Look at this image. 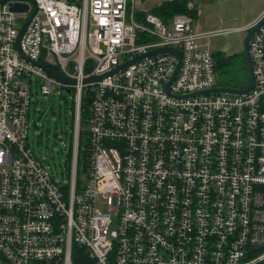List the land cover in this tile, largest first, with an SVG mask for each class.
I'll return each mask as SVG.
<instances>
[{
  "label": "built area",
  "instance_id": "obj_1",
  "mask_svg": "<svg viewBox=\"0 0 264 264\" xmlns=\"http://www.w3.org/2000/svg\"><path fill=\"white\" fill-rule=\"evenodd\" d=\"M2 1L4 264H74L75 249L91 264L264 261V25L249 42L251 92L201 95L220 86L215 53L205 41L221 34L194 31L188 14L164 23L154 13L138 15L136 0H34L19 52L17 35L34 5ZM10 2L30 9L12 12ZM162 48L181 54L169 92L177 57L147 56ZM20 53L75 85L62 84ZM92 78L101 79L83 84ZM33 80L42 95L70 90L74 141L67 182L55 179L28 143ZM83 108L87 157L78 175Z\"/></svg>",
  "mask_w": 264,
  "mask_h": 264
},
{
  "label": "rangeland",
  "instance_id": "obj_2",
  "mask_svg": "<svg viewBox=\"0 0 264 264\" xmlns=\"http://www.w3.org/2000/svg\"><path fill=\"white\" fill-rule=\"evenodd\" d=\"M161 1L136 0L134 8L138 11V15L144 12L153 13L152 8ZM191 3L197 5L198 10L193 18L194 31L221 34L205 41L212 52L217 53L216 59L224 63L228 57H234L231 65L217 71L218 84L245 85L249 83V74L243 69L241 61L243 41L248 32L245 29L252 27L249 24L254 21L264 6V0H191ZM191 3H189L190 8ZM16 25L21 26L22 23L17 22ZM72 112L71 95L65 91L62 94L56 92L51 95H42L38 83L33 80L28 143L48 172L58 181L64 182L68 181L64 173L72 132ZM104 211L107 212L106 209ZM111 217L115 223V217L113 215ZM260 255L261 253L255 254V257ZM0 262L4 264L3 261Z\"/></svg>",
  "mask_w": 264,
  "mask_h": 264
},
{
  "label": "water",
  "instance_id": "obj_3",
  "mask_svg": "<svg viewBox=\"0 0 264 264\" xmlns=\"http://www.w3.org/2000/svg\"><path fill=\"white\" fill-rule=\"evenodd\" d=\"M6 1V0H4ZM2 1V2H4ZM33 5H34V9L31 13V15L29 16V18L25 21V23L23 24V26L21 27L20 31L18 32L17 35V39H16V48L18 49V51L20 52V48H19V44H20V40L28 26V24L30 23L31 19L33 18L34 14L36 13V3L34 0H29ZM9 9L12 12L15 13H25L28 12L30 9V5L29 3H22V2H10L9 3ZM264 25V13L261 15V18H259V20H257V22L252 26V28L248 31V33L246 34L244 41H243V57L247 66V70H248V74H249V84L246 88H234V87H224V86H218L215 87L211 90H207L204 92H201V95H207V94H229V95H245L251 92L253 85H254V74H253V66H252V62H251V58H250V52H249V42L250 39L252 38V36ZM158 53L164 54V53H168V54H172L175 55L178 59V64L176 66L175 72L173 74V76L171 77L169 83L167 84V92H169V85L173 82V80L175 79V77L178 74L179 68H180V60H181V54L179 51L174 50V49H170V48H162V49H158V50H154L152 52H150L147 56H153L156 55ZM21 58L24 59L26 62H29L35 66H37L38 68H40L42 71H44L46 74H48L50 77L56 79L57 81L61 82L62 84H66L69 86L75 85V81L70 80L65 78L62 75H58L54 72H52L51 70L47 69L45 66L39 64V63H33L30 62L29 60H27L21 53ZM146 56H141L139 58H136L130 62H126L125 64H123L122 66L118 67L117 69H115L114 71H112L110 73L113 74L117 71H121L123 69H125L127 66L131 65L132 63H135L136 61H139L141 59H143ZM222 66H218L217 69L219 70ZM101 78H92V79H87L83 82V84H87L90 82H94L97 81ZM67 94L70 95V90L67 89L65 91ZM198 95V94H196ZM187 96H195V94H190Z\"/></svg>",
  "mask_w": 264,
  "mask_h": 264
},
{
  "label": "trees",
  "instance_id": "obj_4",
  "mask_svg": "<svg viewBox=\"0 0 264 264\" xmlns=\"http://www.w3.org/2000/svg\"><path fill=\"white\" fill-rule=\"evenodd\" d=\"M189 3H191V0H162L159 4H156L152 10L153 13L162 20V22L167 23L174 14L176 13H185L191 16V18H195L196 14L198 13L197 5L194 3H191V8L189 7ZM215 59L217 58V53L214 54ZM221 59V58H220ZM234 57L231 56L228 57L224 63L219 62L220 60L216 59L217 67L222 66L219 70H222L225 66L231 65L233 62ZM242 66L244 70H247V66L244 60V57L241 56ZM220 63V64H219ZM224 64V65H223ZM248 72V70H247ZM220 86L224 87H234V88H246L248 83L245 85H229V84H219ZM88 117V112L86 108H83L80 115V134L78 139V148H77V167H78V175H81L83 171L85 170L86 165V157L87 155L85 152L81 149L83 145H85L83 141V135L84 132L82 128L84 127L86 120ZM74 105H73V112H72V132L70 136V147L67 148V160H66V166H65V173L64 175L69 178V168H70V162H71V156H72V150H73V141H74ZM58 136V135H56ZM82 169V172H81ZM67 188V187H66ZM65 188V189H66ZM1 261V259H0ZM1 263V262H0ZM73 263L74 264H91V262L87 259L86 255L81 249H75L73 253ZM258 264H264V261L259 262Z\"/></svg>",
  "mask_w": 264,
  "mask_h": 264
},
{
  "label": "crops",
  "instance_id": "obj_5",
  "mask_svg": "<svg viewBox=\"0 0 264 264\" xmlns=\"http://www.w3.org/2000/svg\"><path fill=\"white\" fill-rule=\"evenodd\" d=\"M264 13V6L260 9L258 15H256V18L254 19V21H252L249 26H252L259 18L260 16Z\"/></svg>",
  "mask_w": 264,
  "mask_h": 264
},
{
  "label": "flooded vegetation",
  "instance_id": "obj_6",
  "mask_svg": "<svg viewBox=\"0 0 264 264\" xmlns=\"http://www.w3.org/2000/svg\"><path fill=\"white\" fill-rule=\"evenodd\" d=\"M248 33V32H247Z\"/></svg>",
  "mask_w": 264,
  "mask_h": 264
}]
</instances>
